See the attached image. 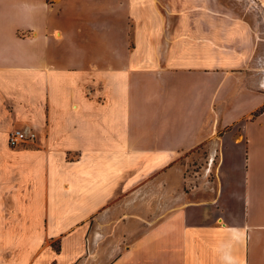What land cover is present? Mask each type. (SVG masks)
Returning <instances> with one entry per match:
<instances>
[{"label": "crops", "instance_id": "1", "mask_svg": "<svg viewBox=\"0 0 264 264\" xmlns=\"http://www.w3.org/2000/svg\"><path fill=\"white\" fill-rule=\"evenodd\" d=\"M260 33L215 0H0V264H264ZM15 126L35 142L10 146ZM197 147L209 200L140 233L109 215L140 182L180 196ZM107 227L130 234L92 253Z\"/></svg>", "mask_w": 264, "mask_h": 264}, {"label": "rangeland", "instance_id": "2", "mask_svg": "<svg viewBox=\"0 0 264 264\" xmlns=\"http://www.w3.org/2000/svg\"><path fill=\"white\" fill-rule=\"evenodd\" d=\"M223 11H228L232 14H247L253 20L256 28L264 38V11L254 5L253 0H215ZM264 51V48L261 49ZM213 150L209 148H194L189 150H182L175 160L174 169L171 176H179V186L182 188L181 194H177V180L171 179L169 182V196H151L149 190L154 189L158 191L161 187V182L154 180L153 182L146 183L140 182L138 184L137 197H122L115 201V206L110 210L109 215L116 218L120 216L122 220H130L136 217L138 220L137 232L140 233L148 225L149 221L156 219L168 210L173 209L179 203L184 201H199L202 199L209 200L211 193L214 189L215 179V164L213 158ZM216 157V155H215ZM154 207V212L151 208ZM136 215V216H134ZM124 226V224H123ZM126 232L130 231L124 227L115 230L112 228H104L103 233L106 238L102 240V244H94L91 251L94 254L104 252L103 247L108 245L109 241H113L115 235L125 236ZM134 232V231H133ZM125 239V238H124ZM126 241V240H125ZM103 242H106L103 243Z\"/></svg>", "mask_w": 264, "mask_h": 264}, {"label": "built area", "instance_id": "3", "mask_svg": "<svg viewBox=\"0 0 264 264\" xmlns=\"http://www.w3.org/2000/svg\"><path fill=\"white\" fill-rule=\"evenodd\" d=\"M36 131L28 126H15L8 132L7 142L10 146L32 144L36 140Z\"/></svg>", "mask_w": 264, "mask_h": 264}]
</instances>
